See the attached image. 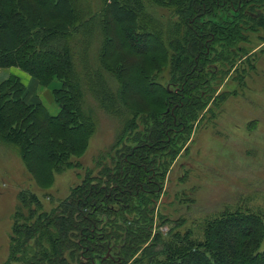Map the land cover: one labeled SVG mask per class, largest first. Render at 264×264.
Listing matches in <instances>:
<instances>
[{
	"label": "trees",
	"instance_id": "1",
	"mask_svg": "<svg viewBox=\"0 0 264 264\" xmlns=\"http://www.w3.org/2000/svg\"><path fill=\"white\" fill-rule=\"evenodd\" d=\"M101 1L100 12L113 21L122 44H112L114 50L98 59L115 87L99 74L96 105L124 118L121 135L111 163L100 165L91 181L84 177L50 212L41 211L35 193H18L11 260L264 264V220L259 215L224 211L206 224L203 242H194L173 227L162 236L159 230L174 223L161 211L170 202L158 201L167 169L182 148L179 143L201 116L226 99L225 94L214 97L219 83L226 78L243 82L245 70L237 64L249 65L243 45L252 34L264 33V0H150L173 9L166 23L148 11L144 0ZM89 7L86 0H0V70L20 68L44 87L59 82L53 90L59 106L55 116L42 103L25 104L24 87L15 78L0 82V145L15 153L40 187L50 185L55 172L71 167V156L94 134L73 54L74 35L87 27ZM99 28L108 38L105 20ZM124 48L142 57L130 83L124 63L109 66L105 59ZM160 53L169 63L164 77L162 69L152 73ZM128 84L142 87L129 90ZM22 207L26 215L19 212Z\"/></svg>",
	"mask_w": 264,
	"mask_h": 264
},
{
	"label": "rangeland",
	"instance_id": "2",
	"mask_svg": "<svg viewBox=\"0 0 264 264\" xmlns=\"http://www.w3.org/2000/svg\"><path fill=\"white\" fill-rule=\"evenodd\" d=\"M86 1L90 6V20L87 27L76 32L80 33L79 36L74 35L73 54L75 71L79 74L85 96L84 112L93 115L94 134L88 138L84 149L71 156V167L55 172L48 183L50 185L46 187L38 186L36 177L28 174L15 153L0 145V264H22L13 262L9 256L13 226L18 222L15 214L18 193L21 190L35 193L41 201V211L50 212L82 183L84 177L91 181V175H97L100 165L111 163L116 149L113 145L122 132L124 118L101 111L95 97V91L100 88L97 82L99 74L107 80L111 89L115 87V82L98 59L114 50L112 44L118 43L120 46L122 38L117 34L113 21L106 18V13L100 12L102 1ZM144 2L148 11L162 22L170 19L172 8L169 10L158 4L154 6L150 0ZM106 4L109 5L110 0ZM104 20L108 38L99 28ZM243 46L249 50V65L237 64L238 69L245 70L243 82L226 78L222 85L219 83L214 97L225 94L226 99L220 101L216 108H210L211 111L193 125L187 140L179 143L182 148L167 169L168 173L158 192V201L159 204L170 202V206L161 211L168 213L169 221L174 226L172 223L164 225L159 230L163 237L173 227V232L186 234L194 242H203L206 224L224 211L245 210L264 220V33L252 34L250 43ZM128 49L116 51L110 59H107V55L105 57L109 66L124 63L127 68L126 83L135 79L134 70L137 71L142 61V57ZM156 57L152 73L162 69L163 76L169 69L168 60L161 53ZM8 77L15 78L23 85L22 99L25 104L37 105L42 101L50 116L59 112V106L53 99V90L60 88L59 82L55 80L44 87L17 67L0 70V82ZM140 87L130 84L129 90L139 91ZM128 133L124 135L125 138ZM36 165L32 163V167ZM19 212L27 214L24 207Z\"/></svg>",
	"mask_w": 264,
	"mask_h": 264
},
{
	"label": "crops",
	"instance_id": "3",
	"mask_svg": "<svg viewBox=\"0 0 264 264\" xmlns=\"http://www.w3.org/2000/svg\"><path fill=\"white\" fill-rule=\"evenodd\" d=\"M40 103H42V101H40ZM43 104V103H42Z\"/></svg>",
	"mask_w": 264,
	"mask_h": 264
}]
</instances>
